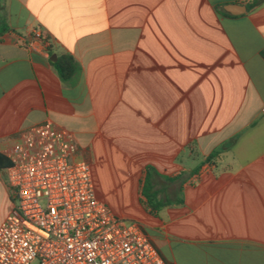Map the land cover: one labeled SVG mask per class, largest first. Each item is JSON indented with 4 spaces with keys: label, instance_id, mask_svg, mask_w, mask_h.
I'll list each match as a JSON object with an SVG mask.
<instances>
[{
    "label": "crops",
    "instance_id": "obj_1",
    "mask_svg": "<svg viewBox=\"0 0 264 264\" xmlns=\"http://www.w3.org/2000/svg\"><path fill=\"white\" fill-rule=\"evenodd\" d=\"M257 1L0 0V223L9 153L48 122L165 262L264 264ZM47 50L79 71L61 80Z\"/></svg>",
    "mask_w": 264,
    "mask_h": 264
},
{
    "label": "built area",
    "instance_id": "obj_2",
    "mask_svg": "<svg viewBox=\"0 0 264 264\" xmlns=\"http://www.w3.org/2000/svg\"><path fill=\"white\" fill-rule=\"evenodd\" d=\"M9 160L12 208L0 223V264H170L136 222L96 196L68 132L48 122L31 127Z\"/></svg>",
    "mask_w": 264,
    "mask_h": 264
},
{
    "label": "trees",
    "instance_id": "obj_3",
    "mask_svg": "<svg viewBox=\"0 0 264 264\" xmlns=\"http://www.w3.org/2000/svg\"><path fill=\"white\" fill-rule=\"evenodd\" d=\"M261 0L257 1L256 4L260 3ZM48 56H49V63L53 70L56 72L58 77L61 80H67L70 77L74 76L78 71H79V66L77 63L73 60V58L69 55H60V56H55L52 54L49 50H47ZM1 158V156H0ZM6 165H10L9 162H6ZM7 166V167H8ZM145 198L147 199V203L149 207H151L152 210H157L161 206V204H154V202L150 201V197L146 195V191L143 194Z\"/></svg>",
    "mask_w": 264,
    "mask_h": 264
},
{
    "label": "water",
    "instance_id": "obj_4",
    "mask_svg": "<svg viewBox=\"0 0 264 264\" xmlns=\"http://www.w3.org/2000/svg\"><path fill=\"white\" fill-rule=\"evenodd\" d=\"M237 5H231V7H236ZM228 12H230L231 14H235V13H233L232 11H228ZM244 12V11H243Z\"/></svg>",
    "mask_w": 264,
    "mask_h": 264
}]
</instances>
